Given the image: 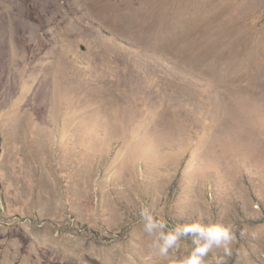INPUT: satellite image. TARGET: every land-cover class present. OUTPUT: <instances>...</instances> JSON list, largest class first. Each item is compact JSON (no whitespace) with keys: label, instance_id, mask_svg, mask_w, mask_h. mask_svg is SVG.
Here are the masks:
<instances>
[{"label":"rangeland","instance_id":"obj_1","mask_svg":"<svg viewBox=\"0 0 264 264\" xmlns=\"http://www.w3.org/2000/svg\"><path fill=\"white\" fill-rule=\"evenodd\" d=\"M15 2L0 264H178L191 240L151 254L143 208L169 227L230 225L227 264H264V0ZM39 59L57 63L47 79Z\"/></svg>","mask_w":264,"mask_h":264},{"label":"clouds","instance_id":"obj_2","mask_svg":"<svg viewBox=\"0 0 264 264\" xmlns=\"http://www.w3.org/2000/svg\"><path fill=\"white\" fill-rule=\"evenodd\" d=\"M140 224L142 232L152 238L150 253L159 257H169L172 250L180 247L182 240H191V250L178 264H205V257L213 248L223 250V255L217 258L216 264H227L226 258L232 255L230 245L235 237L230 225L204 224L197 220L169 227L148 208L141 210Z\"/></svg>","mask_w":264,"mask_h":264},{"label":"bare ground","instance_id":"obj_3","mask_svg":"<svg viewBox=\"0 0 264 264\" xmlns=\"http://www.w3.org/2000/svg\"><path fill=\"white\" fill-rule=\"evenodd\" d=\"M7 25H10L9 31H12V30H14L16 28L23 29V28L26 27V25L23 23V21H22V19L20 17V11L18 10V7H17V4H16L15 0H9V5H6L5 6V4H4V6H0V31H1V34L2 35H4L3 34V31H6L7 30V27H6ZM41 61L42 60H40V63H36L35 64V62H34V64H33V65H35L34 68H35L36 72H38L41 69V67H42L41 64H42L43 61L42 62ZM16 64H18V63H16ZM55 67H57L56 61L50 60L49 62H46L45 66H44V69L45 70L44 69H42L44 71H41L40 70V72H38V74H36V72H35L34 73L35 76H33V77L38 78V76H39V77H43V79L44 78L47 79L53 73ZM33 77H31V79ZM40 85H42V84H40ZM46 85H47V82H46Z\"/></svg>","mask_w":264,"mask_h":264}]
</instances>
